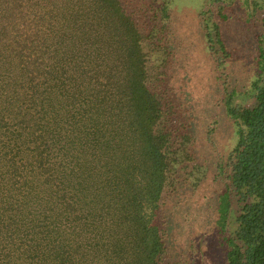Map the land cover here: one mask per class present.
Returning a JSON list of instances; mask_svg holds the SVG:
<instances>
[{
	"label": "trees",
	"instance_id": "1",
	"mask_svg": "<svg viewBox=\"0 0 264 264\" xmlns=\"http://www.w3.org/2000/svg\"><path fill=\"white\" fill-rule=\"evenodd\" d=\"M172 1L0 0V264H183L169 257L164 205L204 169L162 83ZM255 5L253 101H227L237 139L220 165L224 264H264V0ZM224 7L199 11L217 69L230 51L212 15Z\"/></svg>",
	"mask_w": 264,
	"mask_h": 264
},
{
	"label": "rangeland",
	"instance_id": "2",
	"mask_svg": "<svg viewBox=\"0 0 264 264\" xmlns=\"http://www.w3.org/2000/svg\"><path fill=\"white\" fill-rule=\"evenodd\" d=\"M228 1L173 0L167 53L159 52V58L164 56L162 83L190 124L195 135L192 150L204 169L195 188L189 181L179 182L164 205L169 257L183 264H224V247L215 225L227 171L220 165L237 139L227 101L228 96L233 104L253 101L251 80L263 64L256 0ZM218 3L225 4V16L214 13L212 21L218 23L221 40L230 52L217 69L199 11ZM225 228L226 234L233 229L230 215Z\"/></svg>",
	"mask_w": 264,
	"mask_h": 264
}]
</instances>
